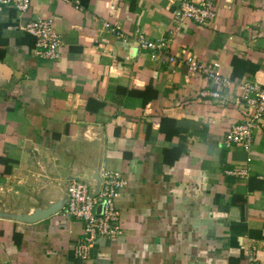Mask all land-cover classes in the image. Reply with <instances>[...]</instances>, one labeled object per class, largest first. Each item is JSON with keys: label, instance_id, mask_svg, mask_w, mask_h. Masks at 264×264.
I'll return each instance as SVG.
<instances>
[{"label": "crops", "instance_id": "0c3cea01", "mask_svg": "<svg viewBox=\"0 0 264 264\" xmlns=\"http://www.w3.org/2000/svg\"><path fill=\"white\" fill-rule=\"evenodd\" d=\"M182 1L0 4V264H264V123L249 151L225 141L243 118L241 82L264 86V0H216L214 19L171 34ZM38 18L62 36L57 61L22 29ZM116 26L170 48L125 43ZM183 50L231 82L169 60ZM103 166L125 179L122 233L79 259L70 179L97 183Z\"/></svg>", "mask_w": 264, "mask_h": 264}, {"label": "built area", "instance_id": "2783aa9c", "mask_svg": "<svg viewBox=\"0 0 264 264\" xmlns=\"http://www.w3.org/2000/svg\"><path fill=\"white\" fill-rule=\"evenodd\" d=\"M81 7V0H64ZM229 1V0H227ZM1 5H10L20 12L30 9L31 0H0ZM216 0H201L194 2L183 0L175 18L174 26L170 29L173 34L180 23L194 20L203 23L215 17ZM35 37V54L44 60L57 61L61 58L64 41L56 31L52 19L38 18L29 21L22 27ZM118 36L131 40V44L144 50L157 52L168 51L171 39H151L145 31L137 29L134 33H125L119 26L114 28ZM131 36L132 39H129ZM183 55L169 56L171 62L184 63L192 73H198L211 79L220 87L227 86L231 80L219 72V63L207 64L198 59L193 53L183 50ZM241 97L238 103L242 106L243 118L234 123L226 133V144L239 145L249 151L253 145V131L264 123V86L258 81L246 80L241 82ZM201 96L211 95L221 97L219 92L201 91ZM231 173L248 177L246 167H236ZM97 183L73 177L68 187L66 213L83 223V236L78 242L75 255L79 259H88L94 244L100 238L117 239L122 233V221L118 199L125 186V179L120 172L103 166L97 175ZM102 209L98 211V207ZM251 264H257L250 253Z\"/></svg>", "mask_w": 264, "mask_h": 264}, {"label": "rangeland", "instance_id": "374dc122", "mask_svg": "<svg viewBox=\"0 0 264 264\" xmlns=\"http://www.w3.org/2000/svg\"><path fill=\"white\" fill-rule=\"evenodd\" d=\"M118 37H119L120 39H122L123 42L128 43V44H131V40L129 41V40L124 39V38H122V37H120V36H118ZM129 39H132L131 36L129 37Z\"/></svg>", "mask_w": 264, "mask_h": 264}, {"label": "water", "instance_id": "95a60500", "mask_svg": "<svg viewBox=\"0 0 264 264\" xmlns=\"http://www.w3.org/2000/svg\"><path fill=\"white\" fill-rule=\"evenodd\" d=\"M101 209H102V206H99V207H98V211L101 210ZM48 212H49V211H48ZM46 214H48V213L46 212Z\"/></svg>", "mask_w": 264, "mask_h": 264}, {"label": "trees", "instance_id": "16d2710c", "mask_svg": "<svg viewBox=\"0 0 264 264\" xmlns=\"http://www.w3.org/2000/svg\"><path fill=\"white\" fill-rule=\"evenodd\" d=\"M151 89H152V87L150 86V87L148 88V92H146V94L149 93V91H150Z\"/></svg>", "mask_w": 264, "mask_h": 264}]
</instances>
